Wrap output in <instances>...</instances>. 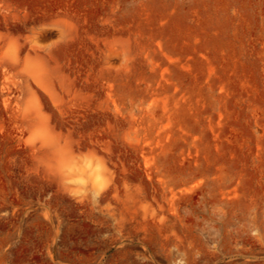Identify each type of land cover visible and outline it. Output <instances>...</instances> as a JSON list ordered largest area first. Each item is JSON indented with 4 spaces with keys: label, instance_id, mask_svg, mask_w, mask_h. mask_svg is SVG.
Instances as JSON below:
<instances>
[{
    "label": "rangeland",
    "instance_id": "obj_1",
    "mask_svg": "<svg viewBox=\"0 0 264 264\" xmlns=\"http://www.w3.org/2000/svg\"><path fill=\"white\" fill-rule=\"evenodd\" d=\"M0 264H264V0H0Z\"/></svg>",
    "mask_w": 264,
    "mask_h": 264
}]
</instances>
